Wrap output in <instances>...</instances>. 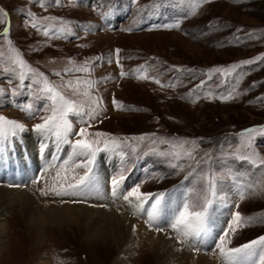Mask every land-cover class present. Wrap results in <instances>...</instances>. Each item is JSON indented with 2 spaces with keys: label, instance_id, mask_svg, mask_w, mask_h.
Returning <instances> with one entry per match:
<instances>
[{
  "label": "rangeland",
  "instance_id": "obj_1",
  "mask_svg": "<svg viewBox=\"0 0 264 264\" xmlns=\"http://www.w3.org/2000/svg\"><path fill=\"white\" fill-rule=\"evenodd\" d=\"M0 9V33L8 29L6 36L0 35V117L24 126L0 140L3 170H11L3 173L7 180H0V186L17 185L33 198L28 202L26 195L0 192V264H154L146 240L154 234L178 241L183 253L205 254L221 264L215 244L225 232L227 247L264 236V133L259 131L264 127V61L241 63L264 55V0H46L43 6L40 0H0ZM30 13L38 27L32 26ZM177 23L179 27H164ZM45 27L55 31L45 35ZM17 56L29 67L14 65ZM233 65L239 67L227 74L213 71ZM81 67L89 71H66ZM45 79L67 98L83 102L86 110L95 107L99 112L88 123L70 114L74 132L85 127L88 139L100 132L105 134L101 139L120 144L101 145L91 178L95 189L85 197L40 191L53 186L59 190L60 184L74 183L87 171L75 167L85 160L74 156L71 147L80 137L69 134L65 143L54 132L35 130L53 114L51 95L42 91ZM77 79L81 83H75ZM88 80L93 86L83 83ZM86 91L89 97L83 96ZM250 128L257 131L241 135ZM142 135L144 140L139 139ZM13 137L14 146L4 150ZM52 139L62 144L58 160L41 166L39 146ZM181 140L197 143L183 149L171 146ZM187 149L193 156L186 159L160 155ZM22 155L39 162L28 180L17 177L20 169L8 166L18 157L15 162L21 163ZM209 157L211 163H204ZM209 172L218 178L215 196L205 180ZM121 175H134L125 195L135 186L143 194L165 193L162 230L150 226L141 212L112 206L111 180ZM14 179L21 181L10 183ZM208 199L213 203L207 229L216 218L217 231L210 245L195 249L180 242L170 225L185 202L190 211H200ZM82 206H112L123 211L132 228L146 233L133 247L102 236L89 227ZM237 211L255 220L233 233ZM262 255L264 249L258 246L256 264Z\"/></svg>",
  "mask_w": 264,
  "mask_h": 264
},
{
  "label": "snow or ice",
  "instance_id": "obj_2",
  "mask_svg": "<svg viewBox=\"0 0 264 264\" xmlns=\"http://www.w3.org/2000/svg\"><path fill=\"white\" fill-rule=\"evenodd\" d=\"M57 4L60 3V0H55ZM41 5L43 6L46 3V0H40ZM159 7V5H157ZM3 9H0V12H3ZM30 19H32V14H29ZM32 26L38 27L35 23V20L32 19ZM164 27H179V24H169ZM54 29L44 28L45 35L54 32ZM63 32L64 29L61 28L59 30ZM70 31V30H69ZM8 29L5 28L3 33L0 35H7ZM117 54V64H119V49L115 50ZM261 61H264V55L257 56L253 60H245L242 61V64H256ZM14 65H18L20 69L28 68L29 66L26 62L17 56L14 61ZM239 65H233L230 69L225 70L222 68L213 69L214 72L227 74L230 71H234ZM29 71H32L29 68ZM66 71H80L87 72L89 71L88 67H81L77 69H67ZM42 75V74H41ZM60 75V73H57ZM121 75H127L125 72H121ZM25 74L21 71L20 79L24 80ZM67 84L71 85L73 81H67ZM75 83L79 84L81 81L77 79ZM83 83L87 84L89 87L93 86L94 82L91 80L84 81ZM42 91L51 95L52 102V115L46 117L43 120V123L36 124L35 130L41 133H52L54 132L58 138L64 140L65 143L68 142L69 134H74L80 137L72 142L71 147L73 149V155L76 157L84 156L85 160L82 163L75 164L76 168L84 167L87 171L84 175L80 176L75 180L74 183L68 184H60L59 190L55 186L51 189L45 190L40 189L43 195H48L49 192L58 197H85L90 194L95 189V184L91 181L93 175V164L96 157L97 152L102 150L103 148L110 147H119L120 144L117 143L114 139H101L102 134L100 132L95 133V139L86 138L87 129L85 127H81L78 132L73 131V126L69 122V115H75L81 118V123H88L90 120L94 119L99 115V112L95 107H90L88 110L85 109L83 102H77L76 100L67 98L61 92H59L56 86L51 85L49 81L44 80V87ZM84 97H89V93L86 91L83 93ZM47 98V97H45ZM93 104H98V100H93ZM114 106L117 102L114 100ZM0 140H5L11 136H15L18 131H23L24 126L14 120H4V118L0 117ZM257 131L256 128H250L244 130L241 135L245 133H251ZM261 133H264V127L259 129ZM140 140H144V136L139 137ZM161 143L169 144V141H161ZM196 141H187L181 140L177 143H171L173 148L179 147L181 149L184 148L187 144L195 145ZM161 156H175L178 160L186 159L188 157L193 156V150L187 149L181 152H173V153H165L161 152ZM241 160L248 159L247 157H240ZM212 158L209 157L207 161L204 163L210 164ZM255 166V162H252ZM68 161L64 162V166H67ZM261 165H264V160L260 161ZM199 167V164H198ZM56 176H60V172L56 173ZM126 179L125 176L121 175L118 179L111 180V195L113 197H117L118 195H123L121 191V184ZM206 183L208 185V189L211 191L212 195L215 196L218 190V178L215 177L214 174L209 172L208 176L205 177ZM36 182H39V178ZM135 198L139 203L137 207L143 211L145 204H150V207L147 210L148 223L150 226H156L158 230H162L159 228V216H160V208L162 201L165 198V193L158 194H143L141 193L139 186L132 187L129 191H127L126 195H123V199L131 203L130 198ZM77 202V201H72ZM212 199H208L207 203L203 205L202 210L190 211V205L185 202L183 208L179 210L178 215L175 217L174 222L171 223V228L177 232V238L182 243H191L195 249L204 248L205 238L207 236V225L209 219V207L212 205ZM255 218L248 217L243 218L239 211L234 213V220L231 226V231L235 233L238 228L245 226L246 224L253 223ZM135 230V226H133ZM227 236V232H225L219 239V241L215 244V249H218V258L221 260V264H247V261L256 254L257 247L264 249V236H261L255 240H252L249 243L243 244L239 247H227L225 244V238ZM214 249V251H215ZM206 250V249H205ZM261 264H264V255L261 256Z\"/></svg>",
  "mask_w": 264,
  "mask_h": 264
},
{
  "label": "bare ground",
  "instance_id": "obj_3",
  "mask_svg": "<svg viewBox=\"0 0 264 264\" xmlns=\"http://www.w3.org/2000/svg\"><path fill=\"white\" fill-rule=\"evenodd\" d=\"M35 137H34V139H35ZM39 147H40L39 155H42L43 158H38V160L40 161L41 166L42 165L47 166L48 164H51L53 161H56V159L58 158V155L60 153L59 150L62 147V144H60V143L56 142L54 139H52V140L44 141L43 146H39ZM63 148L64 149L62 151H69V148H67V147H63ZM21 158H23L22 160H20L21 163L15 162V159H19V157L15 158L14 161H12V159H11V161L5 159V161H10V164L8 166H13L15 169L17 167L18 169H20V171L17 173L18 174L17 177H22V178L26 177V179L28 180L29 175L32 173V170H34L33 169L34 166L38 165L39 162L35 158L36 163H34L30 157H26L23 155ZM29 162L31 163V165L26 166ZM7 163H6V165H7ZM99 163L104 166L105 160L103 158H101ZM20 164H22V165H20ZM8 166H7V168L10 169ZM0 169L2 170V172L0 173V180H2V181L7 180L6 175L3 173L6 171L11 172V170H5V171L3 170L4 168L2 165V160H0ZM23 172H25L26 175H24V174L21 175V173H23ZM10 174L11 173H9V175ZM133 177H134V175H131V177L125 179L122 182L121 191H122L123 195H125V190L130 186ZM15 180L17 182H14ZM14 181L10 182L8 180L7 182H10L12 184L13 183L19 184L18 181H21V180L14 179ZM23 190H25V191H23ZM0 192H2V193L11 192L12 195H16V193L18 195L22 194V196L26 195L27 196L26 199L28 202L32 201L31 199H33L32 193L30 191H26V189H19L17 187V185H16V187L14 186L13 189H10V188L4 187V186H0ZM123 195H118L117 197L112 196L113 197L112 206H115V207L121 206L122 208L126 209L127 211L128 210H134V211H137L138 214H139V212H141L147 216V210L150 207L149 204H145L144 210L141 211L137 207L139 202L134 197L130 198V201H131V203H130V202L125 201L123 199ZM29 198H31V199H29ZM112 206L111 207L109 206L106 208H104V207L90 208V207L82 206L81 208H84L87 210L86 211L87 212L86 213L87 218H85V221L89 224V227H91V228L96 227L98 230V233H100L102 236H108L114 240H121V242H131L129 244V247H133L134 244H137L138 242H140L141 236H143V234H145L146 231H144L145 233H143L142 228H141L142 230H137V229L134 230L130 224L132 221L130 223L128 222V219L122 213L123 211H121V213H120V211H116L117 209L112 208ZM67 207L74 208V206H67ZM3 209L4 208L0 207V221L2 219V214L4 212ZM147 218H148V216H147ZM147 218L145 217L146 220H147ZM160 219H161V217L159 216V220ZM83 221H84V219H83ZM211 221L212 222L210 223V227L207 229V236L205 238L204 248L207 247L208 245H210L209 243L212 242L213 237H214V232L217 229L216 225L214 224V221H216V218L215 219L212 218ZM141 225H142V223H141ZM1 231L2 230L0 228V232ZM1 234H2V232H1ZM1 234H0V236H1ZM90 234L94 235L96 233L91 232ZM144 236H146V235H144ZM146 240L147 241L149 240V247H147V250L149 249L150 251H153V253H154V257L156 260L154 262V264H218V262H219L216 260L217 258L215 259V258H212L210 256H206L205 254L204 255L203 254L191 255L188 253V251H187V253H183L184 248L180 247L178 241H176V242L172 241L170 237L166 238L164 236H159V235L155 236V234H154L153 236L151 235V236L147 237ZM189 244L192 245L191 243H189ZM145 264H146V262H145ZM247 264H252L251 258L247 261Z\"/></svg>",
  "mask_w": 264,
  "mask_h": 264
}]
</instances>
